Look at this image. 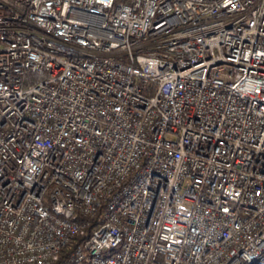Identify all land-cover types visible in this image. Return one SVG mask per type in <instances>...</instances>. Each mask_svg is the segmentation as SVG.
Segmentation results:
<instances>
[{
	"label": "built area",
	"instance_id": "built-area-1",
	"mask_svg": "<svg viewBox=\"0 0 264 264\" xmlns=\"http://www.w3.org/2000/svg\"><path fill=\"white\" fill-rule=\"evenodd\" d=\"M0 264H264V0H0Z\"/></svg>",
	"mask_w": 264,
	"mask_h": 264
},
{
	"label": "trees",
	"instance_id": "trees-1",
	"mask_svg": "<svg viewBox=\"0 0 264 264\" xmlns=\"http://www.w3.org/2000/svg\"><path fill=\"white\" fill-rule=\"evenodd\" d=\"M73 242V241H72Z\"/></svg>",
	"mask_w": 264,
	"mask_h": 264
}]
</instances>
